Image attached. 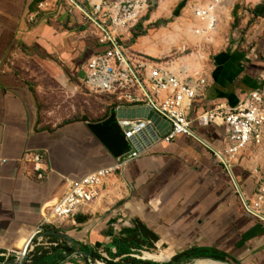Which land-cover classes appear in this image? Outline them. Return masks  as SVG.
<instances>
[{
  "label": "crops",
  "instance_id": "1",
  "mask_svg": "<svg viewBox=\"0 0 264 264\" xmlns=\"http://www.w3.org/2000/svg\"><path fill=\"white\" fill-rule=\"evenodd\" d=\"M42 2L0 0V261L4 251L24 248L69 182L136 151L115 107L95 110L83 89L95 42ZM170 37L140 38L133 49L158 53L154 44ZM256 49L220 57L193 103L192 135L152 142L115 171L97 201L44 232L31 264H264V222L246 206L256 194L255 165L242 158L226 169L214 155L223 128L195 122L217 106L236 107L258 87L264 63H255ZM32 153L45 156L44 181L35 179Z\"/></svg>",
  "mask_w": 264,
  "mask_h": 264
},
{
  "label": "built area",
  "instance_id": "2",
  "mask_svg": "<svg viewBox=\"0 0 264 264\" xmlns=\"http://www.w3.org/2000/svg\"><path fill=\"white\" fill-rule=\"evenodd\" d=\"M44 1V0H43ZM223 0H213L196 9V17L204 22L207 33L216 29L217 10ZM46 1L40 4L45 7ZM141 6L121 2L110 7L105 3L97 5V11L109 19L111 26L125 30L131 28L139 19ZM105 25V23L103 22ZM106 27V25H105ZM200 34V28L194 29ZM119 36V35H118ZM116 36V37H118ZM101 45H109L104 52L93 54L83 67L85 76L82 83L84 91L93 97L105 98L117 109L148 108L158 114L169 125V130L160 137L167 144L177 135H192L190 112L205 78L199 74L190 76L172 68V63L152 61L146 57H135L130 66L124 58V49L116 38L105 36L99 40ZM195 122L200 127L216 125L224 130L223 145L214 151L215 157L223 166H231L246 154L264 152V73L260 74L259 85L249 92L236 107L220 105L200 114ZM118 124L125 132L127 140L135 137L146 126L145 121L119 119ZM142 152L133 151L118 160L113 168L96 171L81 182H69L62 199L48 209L42 223L20 251L7 250L1 253V264H31L30 252L47 241L45 231L58 227L61 220L75 219L81 209L101 197L105 181L115 171L128 162L140 157ZM28 162L33 163L37 181H44L45 156L32 153ZM256 181V194L252 205L246 202L248 210L258 220L264 222V168L252 170ZM252 206L263 215L258 216L250 209Z\"/></svg>",
  "mask_w": 264,
  "mask_h": 264
},
{
  "label": "rangeland",
  "instance_id": "3",
  "mask_svg": "<svg viewBox=\"0 0 264 264\" xmlns=\"http://www.w3.org/2000/svg\"><path fill=\"white\" fill-rule=\"evenodd\" d=\"M45 1L43 10L56 14L64 27L71 24L75 32L88 36L95 43L103 38L102 30L72 0H44L43 2ZM74 1L83 6L99 22L102 24L104 22L107 29H116L111 26L109 19H105L103 14L97 11V5L103 3L101 0ZM211 1L213 0L119 1L110 7L126 2L140 5L141 9L135 25L125 30L120 29V32L117 30L116 36H119L115 38L125 52L135 57L143 56L160 63L171 61L172 68L179 73H182L180 67L189 65L188 73L182 74H190L194 77L199 74L206 78L220 57L234 53L238 55L242 52L247 53L252 46L257 47L260 39L264 37V17H255L251 12L264 0H223L217 10L216 29L210 34L206 32L204 22L197 19L196 9ZM196 28H200V34H196L194 30ZM160 32L171 37L166 43L162 41L154 44L158 53L148 54L133 49L140 38L148 39ZM130 33L136 35L135 40L131 44H124L125 40L130 38ZM93 100L95 110L111 104L101 97H93ZM243 159L247 165L252 163L255 168H264V152L246 154Z\"/></svg>",
  "mask_w": 264,
  "mask_h": 264
},
{
  "label": "water",
  "instance_id": "4",
  "mask_svg": "<svg viewBox=\"0 0 264 264\" xmlns=\"http://www.w3.org/2000/svg\"><path fill=\"white\" fill-rule=\"evenodd\" d=\"M116 114L118 119L147 122L144 129L139 132L134 139H131V143L137 152H143L145 148L152 145V142L159 141L160 137L169 130L168 123L148 108L117 109ZM146 133L149 137L145 135ZM84 256L90 263L89 254L84 253Z\"/></svg>",
  "mask_w": 264,
  "mask_h": 264
},
{
  "label": "bare ground",
  "instance_id": "5",
  "mask_svg": "<svg viewBox=\"0 0 264 264\" xmlns=\"http://www.w3.org/2000/svg\"><path fill=\"white\" fill-rule=\"evenodd\" d=\"M72 2L74 4H76L78 6V8H81L84 12H86L88 14V16L91 18V20L102 30L103 37L109 36L111 39H113V38L116 37L117 30H119V32H120V29H118V28H116L115 30L107 29L105 27V25H103L101 22H99V20L96 17H94L93 15H91L89 12H87V10L83 6L79 5L74 0H72ZM124 58H125L126 63H128V65L130 66V63H129L130 61L129 60H131V62H133L135 60V55H132V54H129V53L125 52L124 53ZM180 71L182 73H188L187 66L184 65V66L180 67ZM259 216H261L263 218V215L261 213H259ZM145 258H155L157 260H165V259H168L167 257H164V256H155V255H149V254H146L145 255ZM195 264H220V263L211 262V261H198Z\"/></svg>",
  "mask_w": 264,
  "mask_h": 264
},
{
  "label": "trees",
  "instance_id": "6",
  "mask_svg": "<svg viewBox=\"0 0 264 264\" xmlns=\"http://www.w3.org/2000/svg\"><path fill=\"white\" fill-rule=\"evenodd\" d=\"M255 17H264V2L257 4L251 11ZM130 38L125 40L124 44H131L135 40L136 35L130 33ZM127 41V42H126ZM109 48V45H101L98 42L94 43V50L97 52H104ZM257 58L255 59V63L259 64L260 62L264 63V37L260 39V42L256 49ZM262 66L263 64L260 63ZM35 260V259H34ZM179 261V257L174 259V263Z\"/></svg>",
  "mask_w": 264,
  "mask_h": 264
}]
</instances>
